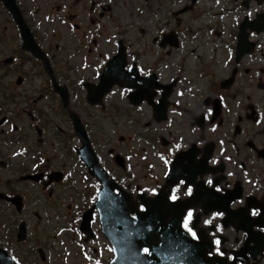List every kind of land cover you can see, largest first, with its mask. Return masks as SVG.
<instances>
[{"label": "flooded vegetation", "instance_id": "obj_1", "mask_svg": "<svg viewBox=\"0 0 264 264\" xmlns=\"http://www.w3.org/2000/svg\"><path fill=\"white\" fill-rule=\"evenodd\" d=\"M101 195L264 264V0H0V264H109Z\"/></svg>", "mask_w": 264, "mask_h": 264}, {"label": "water", "instance_id": "obj_2", "mask_svg": "<svg viewBox=\"0 0 264 264\" xmlns=\"http://www.w3.org/2000/svg\"><path fill=\"white\" fill-rule=\"evenodd\" d=\"M94 167L98 170L96 162ZM107 185L104 183V188ZM145 207L144 213L134 212L132 219L118 201L99 196L92 210H99L101 232L115 253L109 264H193L192 243L178 230L172 206L157 196L145 202ZM168 217L170 221L166 223ZM90 220L88 213L84 218L86 225ZM145 247L147 256L143 253Z\"/></svg>", "mask_w": 264, "mask_h": 264}, {"label": "snow or ice", "instance_id": "obj_3", "mask_svg": "<svg viewBox=\"0 0 264 264\" xmlns=\"http://www.w3.org/2000/svg\"><path fill=\"white\" fill-rule=\"evenodd\" d=\"M173 198H175V197H173ZM191 216H192V213H191V212H189V213H188V217H187V218H186V220H185V225H184V226H185V228H187V227H188V220H190V219H191ZM193 235H195V234L193 233ZM144 251H145V252H148V249H147V248H145V249H144Z\"/></svg>", "mask_w": 264, "mask_h": 264}, {"label": "rangeland", "instance_id": "obj_4", "mask_svg": "<svg viewBox=\"0 0 264 264\" xmlns=\"http://www.w3.org/2000/svg\"><path fill=\"white\" fill-rule=\"evenodd\" d=\"M62 240H63V237H62Z\"/></svg>", "mask_w": 264, "mask_h": 264}]
</instances>
